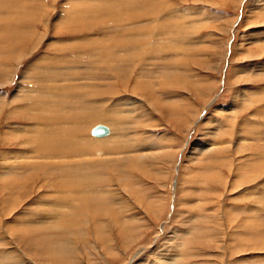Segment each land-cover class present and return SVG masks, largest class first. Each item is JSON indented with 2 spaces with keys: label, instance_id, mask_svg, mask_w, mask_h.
<instances>
[{
  "label": "rangeland",
  "instance_id": "rangeland-1",
  "mask_svg": "<svg viewBox=\"0 0 264 264\" xmlns=\"http://www.w3.org/2000/svg\"><path fill=\"white\" fill-rule=\"evenodd\" d=\"M103 1L0 0V163L14 165L2 153L19 152L32 134L11 132L32 122L22 110L9 114L26 101L12 99L21 86L34 90L35 101L26 103L55 104L53 112H36L49 118L57 111V127L69 135L78 129V144L88 150L81 157L86 170H64L60 181L56 170L38 168L0 180V264L2 250L18 248L34 264H165L173 254L180 257L170 264H264V0L147 2L162 8L157 26L148 23L156 15L113 0L122 17L142 15L150 32L143 41L157 42L146 43L147 56L132 68L112 72L108 66L121 69L134 55L120 61L129 47L112 41L125 36L129 20L106 14ZM102 46L117 47L118 56L101 62ZM63 68L71 77L49 92ZM81 84L87 86L75 89ZM109 109L105 121L95 117ZM99 123L119 131L112 126L113 136L102 142L91 134ZM80 184H93L99 202L75 204L61 192ZM113 189L118 195L108 194ZM43 214L50 219L35 223ZM83 218L85 234L77 230ZM60 224L73 231L61 233ZM52 239L68 251H54Z\"/></svg>",
  "mask_w": 264,
  "mask_h": 264
},
{
  "label": "bare ground",
  "instance_id": "bare-ground-1",
  "mask_svg": "<svg viewBox=\"0 0 264 264\" xmlns=\"http://www.w3.org/2000/svg\"><path fill=\"white\" fill-rule=\"evenodd\" d=\"M111 1L113 2V0H104L103 2H105V3H107V11H106V14H110L111 13V11H113V12H115V16H119L118 18H124V19H121V20H129L128 22H127V24H129V25H127V28H129L128 30H125V36H117V38L115 39V40H117V41H112V42H114L115 44L116 43H120L121 41H119V40H122V43H125V44H127L128 45V50H129V52L126 54V55H124V57L123 58H120L121 60L120 61H123V60H126V59H128V60H130V58H131V54H133L134 56L135 55H137V57H135L136 59H133L134 58V56H132L133 58H131V62L129 63H127L126 65H120L121 66V69H115V66L114 65H110V66H108L109 67V69L107 70V72H112V69L113 70H115V71H120V70H124V69H129V68H132L131 66H133V64L135 63V62H138V61H141V59H144L146 56H147V53H148V51L147 50H145V48L147 47L146 46V43L147 44H149V43H156L157 41H143V37L144 36H150V32H149V35L147 34L148 32H147V30L145 29L144 30V26L147 24V23H144V21L145 20H142V18L143 17H141L142 15H139V16H137V15H127V16H121L120 14L122 13V10H121V8L120 7H116V5H112L111 4ZM129 3H131V7L130 8H132L133 6H139V7H141L142 9H143V11H144V15L145 16H147V15H150V14H152V16H154V15H156V12H157V10H160V9H162L161 7H156V8H152V7H150L148 4H146L147 2H150V3H154L153 1L154 0H127ZM3 2H4V0H3ZM16 2V1H15ZM157 2V1H156ZM17 3H19V2H17ZM1 4V3H0ZM3 4V3H2ZM6 5V4H5ZM112 5V6H111ZM89 8H91V7H89ZM178 10V9H177ZM35 11V10H34ZM104 13V12H103ZM172 15V14H171ZM109 16V15H108ZM110 17V16H109ZM134 18V19H130V18ZM116 18V17H115ZM172 18V17H171ZM161 19V17H158V15H156V17L155 18H148V20H150V21H152V22H149L148 21V23H153V22H155V24H156V26H157V24L159 23V20ZM167 21H170V19H166ZM42 21V20H41ZM110 22V21H109ZM122 22V21H121ZM130 22H133V24H135V26H130ZM137 22H142V24H139V25H137L138 23ZM147 22V21H146ZM116 23H117V21H116ZM119 23H120V21H119ZM125 24V23H124ZM160 25H161V23H159ZM169 24V23H168ZM132 25V24H131ZM155 26V27H156ZM132 27V28H131ZM126 28V27H125ZM158 28V27H157ZM160 28V27H159ZM156 30V29H155ZM159 30H161V28L159 29ZM137 31H142V36H140L139 34H138V32ZM145 31V32H144ZM148 31H149V29H148ZM158 31V30H157ZM166 31V30H165ZM127 32H129V34H126ZM161 32V34L163 33L162 31H160ZM159 32V33H160ZM167 32V31H166ZM152 33V32H151ZM154 33V32H153ZM157 33V32H156ZM158 33V34H159ZM160 34V35H161ZM118 35V34H117ZM154 35V34H153ZM114 37V36H113ZM138 37H141V38H138ZM158 37H160V36H158ZM151 38H155V37H151ZM113 39V38H112ZM132 40V41H131ZM17 42V41H16ZM42 41H39V43H41ZM90 42H101V41H87L86 42V45L88 44V43H90ZM107 42V41H106ZM110 42V41H109ZM39 43L37 44V46L39 45ZM111 44V43H110ZM184 44V43H183ZM105 45V44H104ZM127 45L125 46V48H123V50L124 49H127ZM153 45V44H152ZM36 46V47H37ZM89 46V45H88ZM173 46V45H172ZM171 45H170V50H171V47H172ZM99 47V46H98ZM176 47H178V45H175V48ZM183 47V46H182ZM186 47H188V46H186ZM96 48V47H95ZM175 48H173V51H174V49ZM179 48V47H178ZM184 48V47H183ZM151 49V48H150ZM95 50H97V49H95ZM132 50H136V52L135 53H133L132 52ZM154 51H155V49H153ZM152 50V51H153ZM160 50V49H159ZM158 49H157V52L159 51ZM169 50V51H170ZM164 51V50H163ZM167 51V50H166ZM177 51V50H176ZM186 51V50H185ZM156 52V53H157ZM172 52V51H171ZM117 47L116 48H107V47H104V46H102V48L100 49V50H98L97 51V54H98V58H99V60L101 61V62H103L105 59H107V57H109L110 59H112V58H115V57H117L118 55H117ZM119 54V53H118ZM142 54H143V56H142ZM24 55H27V51H23V52H20V54H19V56H24ZM170 55V54H169ZM171 56V55H170ZM130 57V58H129ZM98 60V61H99ZM135 60V61H134ZM143 61V60H142ZM171 61H172V59H171ZM177 60H175V62H176ZM0 62H1V59H0ZM104 63V62H103ZM102 64V63H101ZM114 64H117V61H115V63ZM136 65V64H135ZM112 66V67H111ZM145 66V65H144ZM157 67V66H156ZM12 68V67H11ZM11 68H10V72H11ZM62 68V67H61ZM70 68V67H69ZM95 68V67H94ZM141 68V67H140ZM146 68V67H145ZM59 70H61L62 71V75L61 76H59L58 78L59 79H57L56 77H54V75H53V77L51 78V81L54 83L55 82V85L53 86V84L52 85H50V90H49V92H51V93H55L60 87H63V86H58V83H57V85H56V82H59L60 80H65V78L64 77H71L70 75H69V73L63 68V69H59ZM142 70V69H141ZM91 71V70H90ZM14 73V72H13ZM12 73V74H13ZM12 74H10V75H12ZM63 77V78H62ZM85 77V76H84ZM11 78H12V76H11ZM80 78H82L81 76H76V77H73L72 76V78L71 79H73V80H77V79H80ZM86 78V77H85ZM90 79H93V78H95L94 77V75H92L91 77H89ZM68 79V78H67ZM138 82V81H137ZM175 82V81H174ZM90 83V82H89ZM60 84H61V82H60ZM65 85V84H64ZM73 86L75 87L76 86V84L74 85H72V86H68L67 85V88L69 87V88H73ZM79 86V85H78ZM77 86V88H75V89H78V88H80V87H82V88H85L86 86H87V84L86 85H80L79 87ZM93 86H95V84L93 85ZM111 86H115V84H112V85H110V87ZM49 88V87H48ZM54 88H57V89H54ZM108 88V87H107ZM34 90H33V88L31 87V88H29V86H21L20 88H19V90H18V92H17V94H15L14 95V97L12 98L13 99V101H15V100H19V99H22V100H29V101H31V100H34V98H33V96L31 95L32 94V92H33ZM59 92V91H58ZM37 94V93H36ZM39 94V93H38ZM94 94V93H93ZM40 94H39V98H40ZM54 96H56V95H54ZM35 97V96H34ZM48 97V96H47ZM133 98V97H132ZM130 99V98H129ZM135 99V98H134ZM26 101H25V103H23V104H19L18 106H16V107H14V108H11V111H10V113L9 114H13L14 112H17L18 110H22L23 112H27L28 113V115L29 116H31V118L30 119H32L31 121V123H27L26 125L25 124H23L22 126H20V127H17V128H15V127H11V129H13V130H11V132L12 133H18V132H26L27 131V133H32L30 136H28V138H25V139H23V141H21V145L24 147V148H20V151L19 152H14V155L13 154H11V153H2V155H1V157H9V159H13L14 161L12 162V164H14V165H9L10 164V162H8L6 165H3V164H1L0 163V180H2L5 176H11V175H14V174H20L21 172V170H23L24 171V173H26V172H28L29 170H32V169H36V168H38V170L39 169H41V170H44V173H47V174H49V173H51V170L52 171H54V170H56L57 171V173H58V176H57V178H58V181H60V179L61 178H63V176L61 175V174H64L65 172H64V170H69V169H79V168H83V170L85 169L84 167H85V164L84 163H81V161L83 160L81 157L85 154V153H83V152H87L88 150H85L86 148V146H80L79 144H78V142H79V138L82 136V134L80 135L78 132H80L78 129H74V130H72L71 132H70V134L71 135H69V134H67V132H65L64 130H65V128L64 129H61V126L58 128L57 127V121H53L52 119L55 117V116H57L56 115V112L55 113H52V114H50L49 116V118L47 117V115H48V113H46L45 114V112L47 111V112H53V110H56V109H54V106H55V104H53L54 106L52 107V106H47L46 107V103H44V104H41V105H38L37 103H35L34 104V102H29V103H26ZM35 101V100H34ZM120 101V100H119ZM126 101V100H125ZM48 102H49V100H48ZM47 102V103H48ZM127 102H132V100H130V101H127ZM137 102V101H136ZM60 103V102H59ZM50 104H51V102H50ZM57 104V103H56ZM124 104V103H123ZM130 104V103H129ZM61 105V104H60ZM126 105V104H125ZM132 105H133V103H132ZM134 105H135V103H134ZM142 105V104H141ZM44 106H45V108H44ZM119 106V105H118ZM130 106H131V104H130ZM37 107V108H36ZM63 107V106H62ZM92 107H94V105H92L91 106V108ZM40 108H42L45 112H36V109L37 110H40ZM56 108H57V106H56ZM90 108V109H91ZM2 109V108H1ZM59 109V108H58ZM118 109V108H117ZM99 110H101V109H99ZM60 111V110H59ZM96 111V110H95ZM95 111H93L92 110V112L95 114L96 112ZM112 110L111 109H109V110H104V112L102 113V115H99V114H95V117H97V118H102L103 119V121H105V119H106V117H107V115L111 112ZM129 111V114L131 113V111L133 112V110H128ZM127 111V112H128ZM36 112V113H35ZM49 112V113H50ZM61 112V111H60ZM99 112V111H98ZM101 112V111H100ZM116 112V111H115ZM37 113H41V114H39V115H36V116H40V117H36L35 116V114H37ZM30 114H33V115H30ZM61 114V113H60ZM64 114V113H63ZM62 114V115H63ZM77 114V113H76ZM117 114V113H116ZM122 114H123V112H122ZM121 114V115H122ZM128 114V113H127ZM27 115V114H26ZM25 115V116H26ZM51 115H52V117H51ZM110 115H113V114H110ZM120 115V114H119ZM118 115V116H119ZM45 116V117H44ZM80 116V115H79ZM117 116V117H118ZM123 116V115H122ZM126 116V115H125ZM143 116V115H142ZM121 117V116H120ZM131 117V116H130ZM36 118V119H35ZM51 118V119H50ZM73 119H75L76 118V115L74 116L73 115V117H72ZM68 119V118H67ZM101 119V120H102ZM109 119H111V120H109L108 122H115V119H116V116H115V118L114 117H110ZM66 120V119H65ZM120 120V119H119ZM122 120V119H121ZM72 121V120H71ZM117 121V120H116ZM117 122H119V121H117ZM122 122V121H121ZM120 122V123H121ZM67 123V122H66ZM63 124V123H62ZM99 124H102V123H99ZM111 124V123H110ZM130 124V123H129ZM46 125H49L50 127H48V126H46ZM65 125V124H64ZM67 125V124H66ZM103 125H105L107 128H108V133L107 134H105V135H103V136H95V135H93V136H95V137H104V138H97V139H92L91 137L90 138H87V139H89V141H91V142H95V141H99V140H101L102 142L103 141H107L106 139H109V138H111L112 136H113V134H114V128H115V126H111V125H106V124H103ZM115 125H117V124H115ZM68 127V126H67ZM117 129H118V127H116ZM115 128V129H116ZM123 128V127H122ZM70 129V128H69ZM116 129V130H117ZM118 131H119V129H118ZM11 132H5V134H11ZM40 135H39V134ZM122 135V134H121ZM69 136L71 137V138H69ZM20 140V139H19ZM81 142V141H80ZM87 142V141H86ZM105 143V142H104ZM210 143V142H209ZM62 144V145H61ZM107 145V143L105 144V146ZM110 146V145H109ZM117 145H115L114 147H116ZM107 147V146H106ZM111 147V146H110ZM109 148V147H108ZM107 148V149H108ZM124 148V147H123ZM213 148V147H212ZM90 151V150H89ZM94 152H96V151H94ZM93 152V153H94ZM1 153V152H0ZM11 154V155H10ZM102 155V154H101ZM148 155V154H147ZM147 155H144V157H146ZM76 157L78 158V157H80V158H78L79 160H77L76 159ZM36 159H46V160H41V161H39V160H36ZM48 159V160H47ZM72 159H76L75 161H71ZM81 159V160H80ZM86 159V158H85ZM119 159V158H118ZM144 159V158H143ZM36 160V161H35ZM111 160V159H110ZM94 161H95V159H94ZM87 162V161H86ZM141 162V161H140ZM143 163V162H142ZM83 164H84V166H83ZM87 164V163H86ZM111 164V163H110ZM139 164V163H138ZM91 164H89V166H90ZM112 165V164H111ZM119 165V164H118ZM88 166V167H89ZM87 168V167H86ZM91 169V168H90ZM86 170V169H85ZM88 171V170H87ZM90 171V170H89ZM94 172V171H93ZM59 173H61L60 175L61 176H59ZM61 177V178H60ZM76 177V179H78V180H81L82 179V177L81 176H74V178ZM80 177V178H79ZM60 178V179H59ZM28 182V181H27ZM62 185H64V183H62L61 185H60V188L62 189ZM124 188V187H123ZM65 189H67V190H65ZM95 189H97V188H95ZM60 190V189H59ZM61 192H63V193H65L66 195H70V196H73V199L76 201V202H78V200H77V198H79L80 200H84V199H86V198H89L88 199V202H87V204L89 205V206H91V204L93 205V204H96L97 202H99V200H100V195H99V191H97V190H94V187H93V184H89V185H87V186H84V184H80V185H78L77 187H75L74 189H73V187L71 186V185H68V186H66L65 188H64V191L63 190H61ZM118 193H119V191H118ZM118 193H117V191L116 190H109L108 191V194L111 196V195H118ZM122 193V192H121ZM61 194V193H60ZM107 195V194H106ZM120 195V194H119ZM122 196V195H121ZM102 198H103V196H101ZM120 197V196H119ZM130 197V196H129ZM69 198V197H68ZM71 199V198H70ZM69 199V200H70ZM104 200V201H103ZM103 200H101L100 201V203H103L102 204V206L104 205V204H106L107 205V201H108V199H103ZM72 201V200H71ZM115 201V200H114ZM133 201V200H132ZM64 202V201H63ZM75 202V204H79V202L78 203H76ZM119 202H123V200H121L120 199V201ZM72 203H74V202H72ZM55 206H56V208H59V207H61V205L59 204V203H57L56 201L53 203ZM65 204V203H64ZM130 204H131V202H130ZM51 205V204H50ZM84 205V204H83ZM101 205V204H100ZM122 205V204H121ZM120 205V206H121ZM129 205V204H128ZM163 205V204H162ZM55 206H53V207H55ZM127 206V205H126ZM131 206V205H130ZM119 207V206H118ZM122 207V206H121ZM251 207V206H250ZM65 208V207H64ZM102 208V207H101ZM256 208V207H255ZM66 209V208H65ZM119 209V208H118ZM253 209V208H252ZM51 210V209H50ZM59 209H57V211H58ZM258 210V209H257ZM257 210H256V213H257ZM60 211H61V209H60ZM95 211V210H94ZM118 211V210H117ZM120 212H122L121 210H119ZM126 211V210H125ZM54 212V211H53ZM52 212V213H53ZM62 212V211H61ZM69 212V211H68ZM254 212V211H253ZM259 212V211H258ZM37 213V212H36ZM47 213V212H46ZM63 213V212H62ZM74 213V212H73ZM82 213V212H81ZM123 213V212H122ZM37 214H40V213H37ZM57 214V213H56ZM66 214V213H65ZM64 214V215H65ZM76 214V213H75ZM80 214V213H79ZM82 214H84V213H82ZM81 214V215H82ZM134 214V213H133ZM137 214V213H136ZM46 214H43L42 216H40V215H38L39 217H38V219H36L35 218V223H39V224H45L46 222V220L47 219H44V220H41V218H48V219H50L49 218V216L47 217V216H45ZM51 215V214H50ZM55 215V214H54ZM61 215V214H60ZM86 215H88V214H86ZM120 215V214H119ZM259 215H260V213H259ZM69 216H71V214L69 215ZM78 216V215H77ZM83 216V215H82ZM85 216V215H84ZM251 216V215H250ZM65 217V216H64ZM67 217H68V214H67ZM80 217V216H79ZM122 217H124V216H122ZM121 217V218H122ZM72 218V217H71ZM76 218V217H75ZM106 218V217H105ZM140 218V217H139ZM87 219V218H86ZM86 219H79V221L80 222H83L82 224H83V226H82V228H80V229H78L77 228V230H80L82 233H84V232H86L87 231V226H86ZM74 220V219H73ZM48 221V220H47ZM54 221V220H53ZM88 221V220H87ZM137 221V220H136ZM58 222H59V220H58ZM75 222V221H74ZM79 222V223H80ZM134 222V221H133ZM86 223V224H85ZM136 223V222H135ZM15 224V223H14ZM32 224V223H31ZM34 224V223H33ZM54 224V223H53ZM58 224V223H57ZM56 224V225H57ZM65 224V223H64ZM64 224L63 225H61V226H63V228H60V229H58L57 227V229L58 230H61V229H63V230H61V233H63V232H69V230H72L73 231V229L71 228V227H69V226H64ZM67 224V223H66ZM84 224H85V226H84ZM131 224H133V223H131ZM23 225V224H22ZM29 225V224H28ZM52 225V224H51ZM55 225V226H56ZM124 225V224H123ZM136 225V224H135ZM58 226V225H57ZM60 226V227H61ZM80 226V225H79ZM106 226V225H105ZM3 227V226H2ZM26 227V226H25ZM194 227V226H193ZM54 228V227H53ZM136 228V227H135ZM76 230V229H75ZM194 230V229H193ZM53 231V230H52ZM63 231V232H62ZM135 231V230H134ZM55 232V231H54ZM60 232V231H59ZM102 232H104V231H102ZM11 233V232H10ZM203 233H205V232H203ZM59 233H57L56 235H58ZM85 234V233H84ZM208 234V233H207ZM45 235V234H44ZM54 235V234H53ZM46 236V235H45ZM6 237V236H5ZM53 237V236H52ZM57 237V236H56ZM12 238V237H11ZM50 238V237H49ZM66 238V237H65ZM14 239V238H13ZM61 239V238H60ZM3 240H5V239H3ZM7 240V239H6ZM51 240V239H50ZM12 241V240H11ZM7 242V241H6ZM10 242V241H9ZM8 242V243H9ZM3 243H5V242H3ZM52 243L53 244H56V245H54V251H57V252H59V253H62V252H64V251H68L67 249H65V244L63 245V244H61V243H58V241L57 240H55L54 239V241H53V239H52ZM64 243V242H63ZM11 246V245H10ZM15 247H17V246H15ZM8 248V247H7ZM19 249V248H18ZM18 249H16V250H10V251H8V250H2L1 251V253H2V255H3V264H34L33 262H31V261H25L23 258H22V255H21V253L20 252H18V251H20V250H18ZM44 251V250H43ZM176 251V250H175ZM13 252L14 253H17V254H13ZM57 252H55V253H57ZM173 252V251H172ZM58 253V254H59ZM171 253V252H170ZM24 256V255H23ZM38 256V255H37ZM44 256V255H43ZM47 256V255H46ZM60 256V255H59ZM171 256V255H170ZM168 257V259L167 260H164V263L166 264V263H168V264H170V263H174V262H177V260L179 259V257H180V254H173V256H171V257ZM65 257V256H64ZM141 257V256H140ZM19 258H20V260H19ZM61 258V257H60ZM47 259V258H46ZM181 259V258H180ZM29 260V259H28ZM59 260V259H58ZM66 260V259H65ZM161 260V259H160ZM166 261V262H165ZM58 262V261H57ZM60 262V261H59ZM152 263V262H151ZM158 263V262H157ZM179 263V262H178ZM2 264V263H1ZM177 264V263H176Z\"/></svg>",
  "mask_w": 264,
  "mask_h": 264
},
{
  "label": "water",
  "instance_id": "water-1",
  "mask_svg": "<svg viewBox=\"0 0 264 264\" xmlns=\"http://www.w3.org/2000/svg\"><path fill=\"white\" fill-rule=\"evenodd\" d=\"M108 133V128L103 124H96L91 128V134L95 136H103Z\"/></svg>",
  "mask_w": 264,
  "mask_h": 264
}]
</instances>
